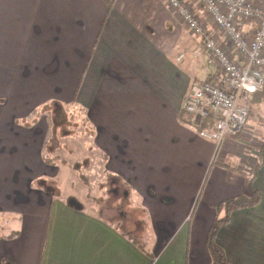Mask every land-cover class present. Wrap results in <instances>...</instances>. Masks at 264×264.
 Returning a JSON list of instances; mask_svg holds the SVG:
<instances>
[{
	"label": "crops",
	"instance_id": "1",
	"mask_svg": "<svg viewBox=\"0 0 264 264\" xmlns=\"http://www.w3.org/2000/svg\"><path fill=\"white\" fill-rule=\"evenodd\" d=\"M111 2L0 0V264H212L219 204L253 196L244 173L264 145V90L236 135L199 137L182 103L193 82L215 78L190 53L201 40L164 0H115L108 13ZM73 101L91 125L89 161L83 134L71 135ZM254 187L261 204L217 236L233 264H264V165ZM132 189L148 250L119 230H133Z\"/></svg>",
	"mask_w": 264,
	"mask_h": 264
},
{
	"label": "built area",
	"instance_id": "2",
	"mask_svg": "<svg viewBox=\"0 0 264 264\" xmlns=\"http://www.w3.org/2000/svg\"><path fill=\"white\" fill-rule=\"evenodd\" d=\"M164 1L187 31L201 40L199 49L190 53L206 57L214 67V79L191 84L182 110L199 137L219 144L247 125L250 109L245 103L264 89V0ZM200 11L220 31L238 62L207 28Z\"/></svg>",
	"mask_w": 264,
	"mask_h": 264
},
{
	"label": "trees",
	"instance_id": "3",
	"mask_svg": "<svg viewBox=\"0 0 264 264\" xmlns=\"http://www.w3.org/2000/svg\"><path fill=\"white\" fill-rule=\"evenodd\" d=\"M115 0H112V2L109 4L108 13L111 11L113 4ZM108 15V14H107ZM106 15V16H107ZM264 90V89H263ZM257 93V92H256ZM73 106L75 107L74 110L80 109L82 106L78 107V104L76 101L72 102ZM247 107L249 108V101L247 100L246 103ZM83 108V107H82ZM85 109V108H83ZM86 121L89 122L88 117L86 116ZM84 130L80 132L78 135L84 134ZM92 136V133H90ZM259 149V163L256 167H254L249 173H244L249 177L247 186L253 190V196H248L247 194H242L240 196L227 199L223 202H221L217 209V216L210 228L208 238H207V246L212 258V264H233L231 261L227 258V255L225 253V250L218 244L217 242V236L220 232V230L227 225L230 220L231 216L234 212L238 210H244V209H250L257 207L262 202V197L260 192L255 189L254 184L256 177L258 175V172L264 165V145L261 147H258ZM123 235L129 237L130 235L125 232L121 227L119 229ZM131 237V236H130Z\"/></svg>",
	"mask_w": 264,
	"mask_h": 264
},
{
	"label": "rangeland",
	"instance_id": "4",
	"mask_svg": "<svg viewBox=\"0 0 264 264\" xmlns=\"http://www.w3.org/2000/svg\"><path fill=\"white\" fill-rule=\"evenodd\" d=\"M171 13V12H170ZM78 104V103H77ZM81 105L78 104V107ZM84 111L82 107L80 109L74 110L72 108L71 116H72V127H71V135L76 136L84 130V134L79 137V143L83 145V148L86 150L83 156H86L87 150L91 151L92 153L89 156H86L85 159L89 161L92 158H97V151L93 149L92 145V136L90 133H92L91 125L89 122L86 121V116H84ZM196 129V128H195ZM210 141V140H207ZM79 164L82 163L81 160H79ZM92 163V162H90ZM101 166L98 161L94 163V165H91L90 172L88 175H99L96 171H101ZM96 186V185H95ZM77 203L80 206H83L79 201L75 200L73 201ZM127 202V209L129 210V213L131 215V224L133 225V230L129 234L131 237L135 238V241L143 248L148 250L151 242L149 239V236L147 234L148 226H149V218L146 221V218L143 215L142 209H141V203L139 201L138 194L135 190L128 191V196L126 198ZM84 207V206H83ZM2 229H0V234L4 233ZM135 232V233H133Z\"/></svg>",
	"mask_w": 264,
	"mask_h": 264
}]
</instances>
